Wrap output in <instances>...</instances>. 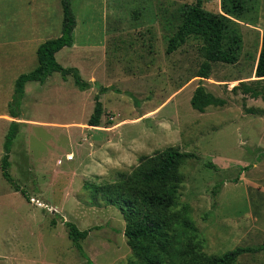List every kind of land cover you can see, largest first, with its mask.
I'll return each instance as SVG.
<instances>
[{
    "label": "rangeland",
    "instance_id": "1",
    "mask_svg": "<svg viewBox=\"0 0 264 264\" xmlns=\"http://www.w3.org/2000/svg\"><path fill=\"white\" fill-rule=\"evenodd\" d=\"M69 2L72 42L96 61L84 59L79 75L88 81L91 74L96 84L81 93L70 76L63 80L58 73L41 85L27 83L20 120H14L6 108L14 80L35 67L36 46L58 36L62 15L57 0H0V157L9 122L21 123L9 175L28 198L0 176V264H86L67 239L65 222L88 230L79 244L91 264H127L124 221L115 208L95 205L83 185L111 182L166 148L192 155L179 167V200L190 209L201 251L220 256L258 247L264 239V80L251 78L264 34V0H243L240 17H228L222 45L236 62L212 64L208 79L194 77L202 62L198 38L165 54L193 0ZM201 6L222 14L220 0H202ZM34 9L45 23L39 35L32 33ZM19 18L24 25L18 38L27 44L18 51L3 44L2 23ZM101 44L104 64L92 69ZM54 59L66 68L74 54L63 48ZM198 85L224 105L191 109ZM96 86L108 88L99 97L100 127L84 128ZM246 87L262 98H250ZM235 264H264V250L243 253Z\"/></svg>",
    "mask_w": 264,
    "mask_h": 264
},
{
    "label": "trees",
    "instance_id": "2",
    "mask_svg": "<svg viewBox=\"0 0 264 264\" xmlns=\"http://www.w3.org/2000/svg\"><path fill=\"white\" fill-rule=\"evenodd\" d=\"M61 9L60 34L55 39L40 43L35 50V67L16 77L12 95L7 103V116L20 120L19 107L24 94V85L35 82L42 84L52 73H58L65 80L72 78L79 91H86L90 83L81 79L73 67H61L56 63L54 54L62 48L72 45V31L75 25L69 0H57ZM202 0H193V4L182 13L181 23L175 33L167 40L165 54H171L189 37L198 38L202 45L200 63L195 76L208 79L211 65L221 63L232 65L236 58L231 50L223 48L222 40L228 17L238 18L243 12V0H220L222 14H210L202 9ZM254 82L264 80V34L260 38L259 51L253 69ZM97 92L92 97L93 107L85 125L100 127L99 119L102 106L99 97L108 88L96 86ZM244 93L256 99L261 94L248 87ZM137 104V103H136ZM191 109L202 112L207 107H221L224 101L206 92L198 85L189 100ZM19 122L8 124L2 143L0 157V176L14 190L28 201L9 175V155L13 141L18 134ZM191 154L181 153L174 148H166L159 153L142 158L128 173H116L115 179L104 183H85L84 190L92 202L100 201L115 208L124 221L122 232L131 258L127 264H235L236 258L243 253H256L264 250V239L255 248H235L220 256L205 255L201 251L202 241L190 216V209L179 200L183 175L179 167ZM264 158V155H263ZM216 191H212L214 196ZM66 237L73 249L91 264L79 241L86 238L88 230H78L72 223L65 222Z\"/></svg>",
    "mask_w": 264,
    "mask_h": 264
},
{
    "label": "crops",
    "instance_id": "3",
    "mask_svg": "<svg viewBox=\"0 0 264 264\" xmlns=\"http://www.w3.org/2000/svg\"><path fill=\"white\" fill-rule=\"evenodd\" d=\"M33 13L35 12L36 14H37V16L35 17L36 19L34 20V18H32V24L34 25L33 26V35L34 34H40V31H41V28H43V25H45V23H44V20L42 19V16H43V14H41V12H40V10L39 9H34V10H31ZM3 18H5L4 17V14H3ZM3 22V21H2ZM24 23V18H19L17 21H13V20H6V22H3L2 23V30H3V34H4V40H3V44L4 45H7L8 47H10V48H14V49H17L18 51H19V49L21 48L20 46H21V43L23 44V45H26L27 44V42H26V39L27 38H23V39H19L18 37H20V35H21V32H22V25H24L23 24ZM15 25H16V29H17V38H18V41H16V40H14L15 39V37H16V34H15V29H14V27H15ZM20 33V34H19ZM59 34H60V31H59ZM59 34H58V36H59ZM57 36V37H58ZM56 37V38H57ZM52 39H55V38H52ZM106 39V38H105ZM16 42H17V44H16ZM44 42V41H43ZM42 43V42H41ZM40 44V43H39ZM38 44V45H39ZM15 45V46H14ZM37 45V46H38ZM259 45H260V43H259ZM37 46H36V48H37ZM36 48H35V50H36ZM100 48H102L101 50H102V54H101V58L99 59V61L97 62V63H95V64H93V66H92V69H94V68H96V66L98 67V65L101 63V61H102V63L104 64V57H105V54H104V52H105V46H102V44H101V46H100ZM63 49V48H62ZM61 49V50H62ZM66 49L68 50V52L69 53H72V54H74V60H71L69 63V67H73V68H76L77 69V71L79 72V73H81V64H82V61L85 59V60H92V57L90 56V54H89V52H88V49L86 48V47H82V48H80L79 47V49L80 50H78V47H76L75 45H74V43L72 42V45L70 46V47H66ZM60 51V50H59ZM58 51V52H59ZM259 51V50H258ZM56 54V53H55ZM55 54H54V56H55ZM257 58V57H256ZM92 61H94V60H92ZM256 61V60H255ZM36 62V61H35ZM94 62H96V61H94ZM254 66H255V64H254ZM253 69H254V67H253ZM253 73V72H252ZM93 76L90 74V76H88V81L87 82H89L90 83V88L88 89V90H86V91H91L92 90V88L94 87V84H96V81H93V78H92ZM251 79H255L254 77H253V74H252V78ZM46 82V79L44 80V82L43 83H45ZM35 83V82H34ZM42 83V84H43ZM27 84V83H26ZM26 84L24 85V88H25V86H26ZM38 84V83H37ZM41 85V84H40ZM86 91H83V92H81V93H86ZM24 95V94H23ZM102 95H104V94H102ZM101 95V96H102ZM93 103V102H92ZM8 117V116H7ZM20 122H22V121H20ZM84 126V128L86 127V128H90V127H88V126H86V125H81V127H83ZM76 128H78V127H76ZM84 128H79L80 130H88V129H84ZM91 128H96V129H99V127H91Z\"/></svg>",
    "mask_w": 264,
    "mask_h": 264
},
{
    "label": "bare ground",
    "instance_id": "4",
    "mask_svg": "<svg viewBox=\"0 0 264 264\" xmlns=\"http://www.w3.org/2000/svg\"><path fill=\"white\" fill-rule=\"evenodd\" d=\"M70 159H71V157H68V158H67V160H70Z\"/></svg>",
    "mask_w": 264,
    "mask_h": 264
},
{
    "label": "built area",
    "instance_id": "5",
    "mask_svg": "<svg viewBox=\"0 0 264 264\" xmlns=\"http://www.w3.org/2000/svg\"><path fill=\"white\" fill-rule=\"evenodd\" d=\"M67 157H69V156H67ZM67 157H66V158H67Z\"/></svg>",
    "mask_w": 264,
    "mask_h": 264
}]
</instances>
